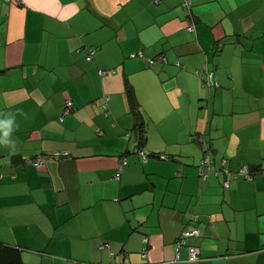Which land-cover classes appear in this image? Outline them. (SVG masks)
Listing matches in <instances>:
<instances>
[{
	"label": "crops",
	"instance_id": "1",
	"mask_svg": "<svg viewBox=\"0 0 264 264\" xmlns=\"http://www.w3.org/2000/svg\"><path fill=\"white\" fill-rule=\"evenodd\" d=\"M190 1L0 0V119L15 120L0 144L5 264H264V0ZM204 63L219 87L194 74ZM202 137L216 168L252 179L202 180ZM185 229L200 234L177 251Z\"/></svg>",
	"mask_w": 264,
	"mask_h": 264
},
{
	"label": "built area",
	"instance_id": "2",
	"mask_svg": "<svg viewBox=\"0 0 264 264\" xmlns=\"http://www.w3.org/2000/svg\"><path fill=\"white\" fill-rule=\"evenodd\" d=\"M10 1V0H7ZM190 0H184L183 2V7L186 10L190 9ZM189 23L186 27V30L188 32H194V25H193V20L190 19L188 20ZM93 55V52L90 53L89 58L91 59ZM131 58H135V57H141L144 58L146 63L149 66H154L156 63H165L167 61V58L164 54H160L158 56L155 57H147L144 55V53L141 50H138L134 53H131L130 55ZM176 66L183 68L184 66L181 65L178 61L176 62ZM109 71L108 70H100L99 74L100 75H106L108 74ZM194 74L200 79L202 85L210 88V87H219L220 83L219 81L215 78L214 73L212 70H210L207 67V63L202 64L199 68H196L194 70ZM108 101H109V97H104V108H108ZM75 110V106L73 101L71 100H65L64 104H63V108L61 110L60 116L58 121L62 122L64 120V118L69 115L71 112H73ZM107 113V111L105 112ZM128 135L130 136V133H128ZM200 142L202 145V148L204 150V156L202 157V159L200 160V163L198 165V175L202 180H206L207 179V175L208 172H210L211 170H213L215 172L216 175H223L225 176L224 180H223V186L225 188L229 187V184L232 180L235 179H239V178H243L246 180L252 179L253 174L250 171V168L248 167V165H242L238 170L236 171H231L229 170L227 167L221 165L219 168H216L213 165L212 159L209 157V155L207 154V146L206 143L204 141V138L202 137V139L200 138ZM134 152H136L138 154V156L142 157L144 160H146V155L144 153V151L140 148H136L134 150ZM66 153H59V152H55L52 153L50 155H38L35 156L33 158H27L25 161V164H30L33 166H44L46 164V162H48L49 159H59L61 157L66 156ZM161 159H166L168 160L169 157L165 156V155H159ZM125 161H122L119 165V171L116 174V177L118 178L120 176V172L122 171L123 165H124ZM178 176H180V172L177 173ZM200 232L198 229H185L184 231H182V233L180 234V236L178 237L177 241H176V250L178 251L182 246H184L186 244V241L191 238V237H197L199 236ZM149 247V239L147 236H144L142 238V248H141V256L143 258H146L147 256V250ZM199 251L197 248H195L194 246L189 245L188 246V257L186 259V261L189 262H194L197 261L199 259ZM179 261V255H176V260L170 262L169 264H177V262Z\"/></svg>",
	"mask_w": 264,
	"mask_h": 264
},
{
	"label": "trees",
	"instance_id": "3",
	"mask_svg": "<svg viewBox=\"0 0 264 264\" xmlns=\"http://www.w3.org/2000/svg\"><path fill=\"white\" fill-rule=\"evenodd\" d=\"M127 96H128V99H129V104H130V111L134 114V115H136V116H139V109H138V107H137V105H136V102H135V100H134V96H133V94L130 92V91H128V93H127ZM141 135H142V133H141ZM137 148H140L141 149V147H137ZM136 155H138L136 152H134ZM145 153V152H144ZM38 155H42V154H34L33 156H31V157H28V158H33V157H35V156H38ZM145 155H146V160H144L142 157H140V158H142V160L144 161V162H146L147 161V154L145 153ZM156 158H159V159H161L160 158V156L159 155H157L156 156ZM163 160V159H162ZM25 161H26V159L23 161V164H25ZM30 165V164H29ZM250 171H251V173L254 175L255 174V171H257V170H255V171H252L251 169H250ZM102 247H106V245H102ZM11 255H13V254H11V253H9V250L8 249H0V264H5V261L3 260V259H5V258H9V257H11Z\"/></svg>",
	"mask_w": 264,
	"mask_h": 264
},
{
	"label": "clouds",
	"instance_id": "4",
	"mask_svg": "<svg viewBox=\"0 0 264 264\" xmlns=\"http://www.w3.org/2000/svg\"><path fill=\"white\" fill-rule=\"evenodd\" d=\"M14 124H15V120L13 117L0 119V130H2V136H0V144L10 145L14 143L10 139V135L13 130Z\"/></svg>",
	"mask_w": 264,
	"mask_h": 264
}]
</instances>
